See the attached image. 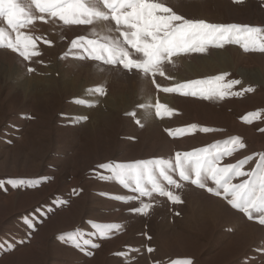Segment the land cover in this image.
<instances>
[{
    "label": "rangeland",
    "instance_id": "1",
    "mask_svg": "<svg viewBox=\"0 0 264 264\" xmlns=\"http://www.w3.org/2000/svg\"><path fill=\"white\" fill-rule=\"evenodd\" d=\"M169 4L187 17L264 26V0L242 4L169 0ZM0 27L6 28L2 20ZM87 27L36 21L23 31L51 44L38 41L40 55L30 61L0 48V179L48 177L38 187L8 186L6 192L0 191V264H169L177 258H191L193 264H264V226L249 221L221 198L185 183L178 190L183 203L154 194L143 198L153 203L146 215L133 214L129 208L139 206V201L124 203L101 195L133 193L92 174L100 163L171 158L175 151H191L228 135L242 136L249 154L264 151V134L257 131L264 120L245 124L241 119L264 109V53L244 52L234 44L209 48L203 54L173 58L165 73L174 79L155 77L162 89L227 72L229 79L241 81L234 90L254 89L242 97L204 100L164 93L151 77L135 70L130 73L72 55L62 58L71 39L85 34ZM102 28L103 24L97 25V31ZM95 87H103L106 94L88 91ZM75 98L94 106L76 104ZM157 100L175 110L172 117L155 115ZM141 104L145 107L139 108ZM133 111L135 117L126 115ZM193 123L225 131H196L176 138L164 131ZM74 188L82 191L74 195ZM23 217H31L36 228L26 227ZM90 219L119 223L122 228L96 240L101 246L90 248L91 256L58 239L74 226L88 232ZM9 245L14 247L9 250ZM129 247L139 251L128 257L116 255ZM148 247L154 252L148 253Z\"/></svg>",
    "mask_w": 264,
    "mask_h": 264
},
{
    "label": "snow or ice",
    "instance_id": "2",
    "mask_svg": "<svg viewBox=\"0 0 264 264\" xmlns=\"http://www.w3.org/2000/svg\"><path fill=\"white\" fill-rule=\"evenodd\" d=\"M242 4L244 0H233ZM264 7V5H262ZM0 20L5 27H0V48L10 49L25 61L40 55L38 41L51 44V40L23 31L36 21L62 22L64 26H88L85 34L71 39L68 52L62 58L72 55L80 60L98 61L105 65L120 67L127 72L142 73L151 77L159 75L165 79V66L173 63V58L192 53H206L209 48H224L226 45H238L244 52L264 53V26L242 23H215L206 19L187 17L179 14L170 6L169 0H0ZM103 28L97 31V25ZM10 30V31H9ZM14 33L15 36L11 35ZM29 72L33 68L27 69ZM230 73L223 72L204 79H191L177 83L172 87H163L164 93H178L182 96L198 97L204 100H224L226 97H242L253 92L252 87H241L239 79H229ZM90 93L105 95L103 87L88 90ZM74 103L93 107L94 104L80 98ZM144 108L145 105H138ZM155 115L163 118L172 117L175 110L158 100L154 105ZM131 117L136 112L126 113ZM79 119L87 120V116ZM245 124L264 120V109L250 111L241 117ZM141 125L139 119L135 120ZM142 126V125H141ZM169 137H180L195 133L224 132V129L198 127L190 124L182 128H166ZM257 131L264 134V127ZM228 158V159H225ZM247 166V167H246ZM107 173V175L105 174ZM102 181H114L132 195H101L129 203L139 201V206L129 208L133 214L146 215L153 207L152 202L143 198H152L154 194L167 201L183 203L178 190L185 183H190L208 194L221 198L231 209H235L264 226V151H252L249 154L246 140L240 135H228L224 140H217L204 147L191 151H175L171 158H151L132 162L109 161L100 163L92 172ZM48 177L37 180L0 179V191H7L8 186L19 188L38 187ZM237 181V182H234ZM82 189H72L78 195ZM60 204V201L56 202ZM179 215V213H177ZM30 230L37 224L31 217H23ZM90 230L84 232L79 226L60 234L58 239L65 244L91 256L89 249L99 248L96 240H104L119 232V223H100L93 219L87 222ZM95 238V239H94ZM149 240L151 237H147ZM11 250L14 245L7 246ZM139 249L129 247L116 253L128 257L130 252ZM148 253L154 252L152 247ZM155 264H161L156 261ZM169 264H193L191 258H177Z\"/></svg>",
    "mask_w": 264,
    "mask_h": 264
}]
</instances>
